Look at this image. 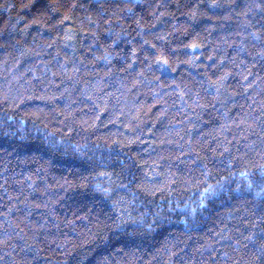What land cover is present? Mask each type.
<instances>
[{
	"label": "trees",
	"instance_id": "obj_1",
	"mask_svg": "<svg viewBox=\"0 0 264 264\" xmlns=\"http://www.w3.org/2000/svg\"><path fill=\"white\" fill-rule=\"evenodd\" d=\"M0 264H264V0H0Z\"/></svg>",
	"mask_w": 264,
	"mask_h": 264
},
{
	"label": "snow or ice",
	"instance_id": "obj_2",
	"mask_svg": "<svg viewBox=\"0 0 264 264\" xmlns=\"http://www.w3.org/2000/svg\"><path fill=\"white\" fill-rule=\"evenodd\" d=\"M158 59H164L163 57H158ZM165 63H167V61L165 60Z\"/></svg>",
	"mask_w": 264,
	"mask_h": 264
}]
</instances>
